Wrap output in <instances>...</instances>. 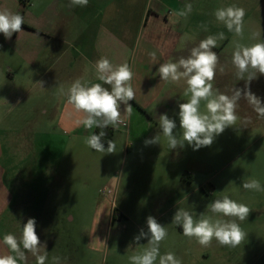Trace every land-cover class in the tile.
<instances>
[{
  "label": "crops",
  "instance_id": "crops-1",
  "mask_svg": "<svg viewBox=\"0 0 264 264\" xmlns=\"http://www.w3.org/2000/svg\"><path fill=\"white\" fill-rule=\"evenodd\" d=\"M188 3L192 4L191 13L186 18L177 17L176 13L184 10ZM230 5L246 10L244 36L240 42L246 45L257 42L250 38L254 32H259V39L264 40V0H88L87 6L72 7H69V0H0V9L6 8L24 17L23 31L14 33L7 40L0 34V84L8 88V96L24 97V102L30 104L27 114L31 117L32 84L40 86L38 82H43V87L40 86L39 93L34 96L40 108L34 129L27 132L21 145L20 138L8 129L6 157H3L0 145V255L11 254L2 243L3 236L7 233L19 236L22 225L30 218L28 208L21 200L25 190L18 181V166L24 161L36 165L35 149L46 147L60 164L64 161V149L69 148L67 157L72 160L81 142L85 143V137L97 129L87 130L78 125L77 121L83 114L68 105L67 97L61 96L58 90L60 86L67 90L76 79L103 83L96 78L93 67L102 56L114 65L128 62L135 73L131 84L136 96L135 100L129 101L132 112L129 115L121 105L125 124L117 129L108 127L114 131V142L124 141V157L132 158L140 165H157L162 170L158 177L166 182L174 179L169 166L176 163L178 155L180 158L186 156V144L177 148L179 153L176 149H169L159 128V116L167 113L177 123L176 135L182 133L178 103L188 99L183 95L186 84L184 81L171 84L161 81L157 69L161 63L189 55L190 49L208 35L224 32L226 39L218 41L217 48L213 49L219 55L224 71L217 70L213 87L226 95H231L234 88L243 89L245 82L236 78V69L231 62L232 41L240 38L228 32L214 16L216 9ZM202 25H206V31ZM185 33L193 39H183ZM150 52L156 53L155 60L148 55ZM104 86L110 90V86ZM249 87L264 103V75H258ZM238 105L237 123L247 125L250 131L264 137V119L258 117L247 100L242 98ZM201 110H204L203 101ZM42 113L44 119L40 115ZM51 128H54L55 136L42 133V130ZM158 133L161 134L160 144L145 145V140ZM62 146H65L63 150ZM253 146L252 160L263 164L262 168L254 171L264 178V143L259 141ZM171 187L166 185L163 191H174ZM196 213L194 211L193 216ZM63 225L57 221L36 222L41 243L46 244L41 235L47 230ZM97 226L95 222L92 240L102 236L100 231L95 232ZM175 227L182 231L181 227ZM176 256L180 258L181 255ZM183 261L184 264H193L201 259L185 252L182 264ZM26 264H36V258L30 253ZM69 264L73 263L69 261Z\"/></svg>",
  "mask_w": 264,
  "mask_h": 264
},
{
  "label": "rangeland",
  "instance_id": "rangeland-1",
  "mask_svg": "<svg viewBox=\"0 0 264 264\" xmlns=\"http://www.w3.org/2000/svg\"><path fill=\"white\" fill-rule=\"evenodd\" d=\"M0 90V145L6 157L9 130L20 138L21 145L39 119L40 108L34 96L40 86L32 84L31 117L27 114L30 104L23 96H8V88L2 84ZM54 131L51 128L42 133L55 136ZM259 141L264 143V137L236 123L209 147L193 150L186 144V156L178 155L176 163L169 166L174 173L170 182L157 176L162 175L157 165H140L124 157V141L115 143L114 153L96 152L81 142L72 160L67 157L70 149L62 146L63 164L55 161L46 144L42 150L35 149L38 163L24 161L18 166V181L25 190L21 200L36 222L64 224L41 235L48 245L46 250L49 248L46 264H55L54 257L60 258V264H131L129 258L147 246L148 238H141L137 244L134 237L141 229L147 232L148 216L167 228L161 254L171 251L182 259L188 252L201 259L193 264H264V192L242 187L249 179L258 180L264 187V178L254 171L263 164L252 160L253 144ZM166 185L174 191H163ZM224 195L252 209L247 220L237 221L246 233L239 246H221L213 240L210 247H201L172 223L179 208L197 211L196 218L201 213L211 215L207 205ZM95 222L99 225L95 232L100 231L102 236L92 240Z\"/></svg>",
  "mask_w": 264,
  "mask_h": 264
},
{
  "label": "clouds",
  "instance_id": "clouds-1",
  "mask_svg": "<svg viewBox=\"0 0 264 264\" xmlns=\"http://www.w3.org/2000/svg\"><path fill=\"white\" fill-rule=\"evenodd\" d=\"M88 0H69V7L87 6ZM36 5L34 4L33 7ZM192 11V4L184 6V10L176 13L177 17H187ZM246 10L237 5L221 7L215 10L216 21L222 23L228 32L234 34L232 41L233 51L231 62L236 69L235 76L243 80V89L234 88L231 95H226L214 89L213 82L217 70L224 71L220 65L217 52L213 51L218 46V41L225 40V33L219 32L208 35L200 40L199 44L190 49L187 56H180L175 61L169 60L161 63L157 69L161 81L167 83H179L184 81L186 88L183 95L188 97L186 102L178 103L179 128L182 133L178 136L174 132L177 128L175 119L167 113L159 116V128L166 138L169 149L183 148L185 144L193 150L209 147L216 137L227 128L234 127L239 120L237 115L238 102L243 98L252 106L258 117L264 119V103L260 97L254 94L249 85L251 81L264 75V40L259 39L260 33L251 34V39L257 41L246 45L240 41L244 36V17ZM24 25V17L8 9H0V34L4 38L11 39L14 33H20ZM205 31L206 25H202ZM183 39L191 40L187 33ZM148 55L155 60L156 53ZM96 78L103 83H91L76 79L65 90L59 87V94L67 97V104L71 105L77 113H82V119L77 121L85 129H100L98 134L85 137V143L96 152H115V142L107 141V148L102 142L109 126L113 129L125 124L122 117L121 105L125 106L130 115L132 105L129 101L135 100L136 92L131 81L135 73L128 62L114 65L107 57H100L93 65ZM43 87V82H38ZM104 85L110 86L105 87ZM204 102V110H201V102ZM161 134L145 140V145L160 144ZM245 190L264 192V187L256 179L243 182ZM211 215L201 213L198 218L189 211L179 208L172 219V223L182 228V233L189 239H195L201 247H210L213 240L219 245L235 248L244 240L246 233L240 223L247 220L250 209L244 203H238L229 196L224 195L207 205ZM147 232L140 230L134 237L138 244L141 238H148L147 246L139 254L132 255L131 264H182V259L174 252L160 253V244L168 235L167 228L160 224L153 216L146 219ZM2 243L7 246L11 254L0 255V264H26L27 254L36 258V264H46L48 259L46 244H42L36 232V220L29 218L22 225L19 236L7 233L3 236ZM43 250V252H42ZM55 264H60V258L54 257Z\"/></svg>",
  "mask_w": 264,
  "mask_h": 264
},
{
  "label": "trees",
  "instance_id": "trees-1",
  "mask_svg": "<svg viewBox=\"0 0 264 264\" xmlns=\"http://www.w3.org/2000/svg\"><path fill=\"white\" fill-rule=\"evenodd\" d=\"M99 131H100V129L97 128L94 133L98 134ZM105 131H106V136L103 138L102 142L104 143V146L107 148V146H108L107 141L108 140H113L114 141V136L115 135H114V131L113 130H110V129L107 128V129H105Z\"/></svg>",
  "mask_w": 264,
  "mask_h": 264
}]
</instances>
